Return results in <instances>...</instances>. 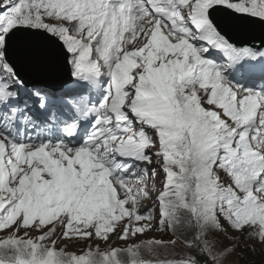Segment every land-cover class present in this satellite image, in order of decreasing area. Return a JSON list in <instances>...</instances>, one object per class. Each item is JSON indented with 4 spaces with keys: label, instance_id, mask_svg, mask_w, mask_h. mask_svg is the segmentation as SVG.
I'll list each match as a JSON object with an SVG mask.
<instances>
[{
    "label": "snow or ice",
    "instance_id": "1",
    "mask_svg": "<svg viewBox=\"0 0 264 264\" xmlns=\"http://www.w3.org/2000/svg\"><path fill=\"white\" fill-rule=\"evenodd\" d=\"M0 264H264V0H0Z\"/></svg>",
    "mask_w": 264,
    "mask_h": 264
},
{
    "label": "rangeland",
    "instance_id": "2",
    "mask_svg": "<svg viewBox=\"0 0 264 264\" xmlns=\"http://www.w3.org/2000/svg\"><path fill=\"white\" fill-rule=\"evenodd\" d=\"M245 247H246V246H245ZM158 254L162 256L164 253H163L162 250H160V251L158 252ZM233 255H234V257H235L236 255H238V253H234Z\"/></svg>",
    "mask_w": 264,
    "mask_h": 264
}]
</instances>
